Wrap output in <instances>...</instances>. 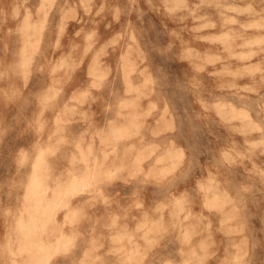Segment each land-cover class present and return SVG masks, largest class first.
Segmentation results:
<instances>
[{
    "label": "clouds",
    "instance_id": "clouds-1",
    "mask_svg": "<svg viewBox=\"0 0 264 264\" xmlns=\"http://www.w3.org/2000/svg\"><path fill=\"white\" fill-rule=\"evenodd\" d=\"M0 264H264V0H0Z\"/></svg>",
    "mask_w": 264,
    "mask_h": 264
}]
</instances>
